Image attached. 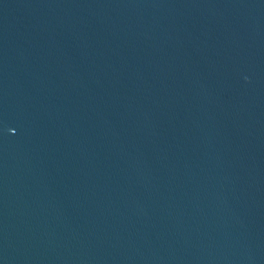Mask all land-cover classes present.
Segmentation results:
<instances>
[{
    "label": "water",
    "instance_id": "obj_1",
    "mask_svg": "<svg viewBox=\"0 0 264 264\" xmlns=\"http://www.w3.org/2000/svg\"><path fill=\"white\" fill-rule=\"evenodd\" d=\"M0 264H264V0H0Z\"/></svg>",
    "mask_w": 264,
    "mask_h": 264
}]
</instances>
